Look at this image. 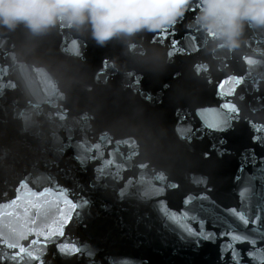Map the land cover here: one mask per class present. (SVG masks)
<instances>
[{"label":"water","instance_id":"obj_1","mask_svg":"<svg viewBox=\"0 0 264 264\" xmlns=\"http://www.w3.org/2000/svg\"><path fill=\"white\" fill-rule=\"evenodd\" d=\"M199 6L191 0L196 11L173 25L103 45L88 25L33 32L23 22L0 24V204L25 181L30 192L50 190L51 212L37 224L65 212L71 220L56 229L63 235L21 241H39L34 251L46 245L43 264H236L233 251L239 264H264V131L253 143L247 123L264 124V28L246 27L238 49H217L194 21ZM245 74V84L218 90L226 77ZM225 103L239 107L238 121L225 132L205 129L198 112ZM77 156L99 157L85 167ZM107 159L116 167L104 168ZM232 208L261 218L245 227ZM196 221L212 239L181 233L199 232ZM221 232L246 235L256 247L218 239ZM72 245L82 248L75 256L57 251Z\"/></svg>","mask_w":264,"mask_h":264},{"label":"clouds","instance_id":"obj_2","mask_svg":"<svg viewBox=\"0 0 264 264\" xmlns=\"http://www.w3.org/2000/svg\"><path fill=\"white\" fill-rule=\"evenodd\" d=\"M191 0H0V24L23 22L33 32L57 23L88 25L103 45L121 34L173 25L190 11ZM195 23L217 49H238L245 28H264V0H200ZM252 62H255L254 60Z\"/></svg>","mask_w":264,"mask_h":264},{"label":"snow or ice","instance_id":"obj_3","mask_svg":"<svg viewBox=\"0 0 264 264\" xmlns=\"http://www.w3.org/2000/svg\"><path fill=\"white\" fill-rule=\"evenodd\" d=\"M190 11L195 12L196 8H191ZM171 36L173 40L176 39L175 31L171 33ZM167 38L168 37L165 36V39ZM176 43H179V41H176ZM242 60L245 64L251 63V61L247 57H242ZM247 78V74L228 76L225 80L220 81L217 86L218 90H222L225 83L234 84L236 86L243 85L245 84ZM253 89L255 91H259V87L257 85H253ZM234 91L235 90L233 89L228 93H223V95H234ZM239 114V107L236 104L229 103L222 104L217 110H213L211 112H209L208 110H201L200 112H198V116L202 118V124L204 128L213 132H225L229 130L233 123L238 121L236 117H239ZM247 123L248 127L252 130L253 133L251 137L252 142L258 143L260 141V137L256 135V133L264 131V124H258L253 120H249L247 121ZM188 131L191 132L192 130L189 129ZM205 156H207V153H205ZM98 157L99 156L95 158H88L87 161H85V158L83 156H77L75 157V159L77 160L78 164H83L85 167H87V163L95 162ZM255 163L256 160L254 161V164ZM261 163L264 164V161H261ZM110 166L116 167L115 165H113L112 160H103L104 168ZM101 170L102 169H93L94 173ZM121 171L126 172L128 171V169L123 168L121 169ZM240 171L243 172V166L240 168ZM123 179L124 177L121 175L119 177V180ZM129 179L132 178L130 177ZM119 180L117 182H119ZM169 187L175 189L178 188L179 185L172 184ZM248 191L249 190L247 188H244L238 193L241 200L245 198ZM15 193V197L8 201V203L0 204V264H25L26 260L29 262V264H43V257L46 255V245H41L38 250L34 251V245L38 244L39 241H32V243L29 244L28 247H24L21 244V241L27 239L29 235L43 237L45 241L50 239L48 233H51L52 235H63V232H57L56 229L60 226L65 225L66 221L68 224H70L71 220L69 219L67 212H65L62 214L61 218L58 221H54L51 225L37 224L35 217L45 216L51 212V205L53 202L45 201V198L50 194V190L45 189L43 192L33 193L27 189L25 181H20L18 187L15 190ZM150 193L152 195H158L162 193V189L152 188L150 189ZM123 194L124 193L121 192V195ZM203 198L204 197L202 195L199 197V199ZM192 199H194V197H192L191 194L186 195L182 203L185 205L189 204L192 202ZM22 200H24L25 203L22 204ZM73 206L74 205H70V207ZM165 207H167L166 204ZM6 209H12L13 211H5ZM56 211H60L59 207L56 208ZM229 212L230 214L236 216V218L245 227H247L249 224L255 227V225L259 222L261 218L259 212L257 213L256 217L251 220L242 212H238L235 208L230 209ZM9 218H15V221H21V223H19L18 227L14 226V221ZM192 219L195 220V217H192ZM196 223H198L200 226L199 232H197L195 229L189 228L181 229V233H186L188 236L195 237L197 242L202 239H212L211 233L205 234L203 223L200 221H196ZM6 229L7 231H5ZM226 237L236 243H247L252 249H255L256 247L257 242L255 240H249L246 235L221 232L219 233L217 238L223 240ZM81 250L82 248L77 245H72L70 248L57 247V251L61 255L75 256ZM223 251H225V249L222 247V252ZM89 255L91 256L92 253L89 252ZM237 255L238 254L233 251L232 259L234 262H236V264H239V261L237 260ZM245 255H247L250 260L254 257L253 251H248L247 253H245Z\"/></svg>","mask_w":264,"mask_h":264}]
</instances>
